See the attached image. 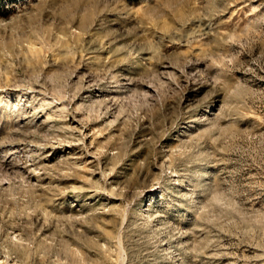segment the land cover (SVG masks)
Returning a JSON list of instances; mask_svg holds the SVG:
<instances>
[{
	"label": "rangeland",
	"instance_id": "obj_1",
	"mask_svg": "<svg viewBox=\"0 0 264 264\" xmlns=\"http://www.w3.org/2000/svg\"><path fill=\"white\" fill-rule=\"evenodd\" d=\"M0 264H264V0H0Z\"/></svg>",
	"mask_w": 264,
	"mask_h": 264
}]
</instances>
